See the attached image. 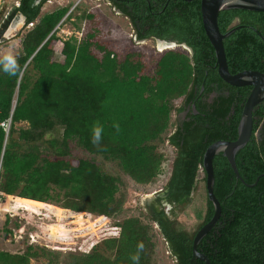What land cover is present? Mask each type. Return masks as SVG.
Wrapping results in <instances>:
<instances>
[{
  "label": "trees",
  "instance_id": "16d2710c",
  "mask_svg": "<svg viewBox=\"0 0 264 264\" xmlns=\"http://www.w3.org/2000/svg\"><path fill=\"white\" fill-rule=\"evenodd\" d=\"M48 1L20 0L17 10L33 26L22 39L18 60L24 65L35 54L22 74L0 69V191L39 209L60 189L65 191L66 211L113 218L123 208L116 197L120 177L104 171L92 158L77 156L73 146L93 158L101 155L115 161L126 175L147 184L165 174L164 153L158 148L168 141L176 149L165 185V200L173 210L154 208L149 218L158 226L174 264H205L193 256V240L212 218L213 203L207 194L205 215L194 231L178 223L176 209L195 192L200 171L206 181L203 158L208 146L237 138L241 114H230L232 95H221L213 103L202 99L220 89L217 82L229 88L230 84L218 72L201 0H108L129 19L138 41L160 39L187 46L186 52L165 50L152 71L140 51L119 55L98 43L94 34L64 40V59L55 60L59 40L55 28L70 5L42 14ZM218 25L223 33L236 28L223 40L230 71L264 72V12L225 9L219 12ZM30 68L37 74L34 80ZM187 106L190 109L175 131L166 134L172 115ZM256 115L260 121L264 109ZM22 122L28 127L17 129ZM94 126L102 127L98 144L92 139ZM235 160L241 179L222 152L214 157V193L222 213L198 250L210 264H264V139L252 137ZM151 230L137 217L99 227L80 254L68 255L66 264H134L132 256L137 254L139 264H151L155 247ZM32 250L31 246L23 253L0 250V264H31L36 255Z\"/></svg>",
  "mask_w": 264,
  "mask_h": 264
},
{
  "label": "rangeland",
  "instance_id": "374dc122",
  "mask_svg": "<svg viewBox=\"0 0 264 264\" xmlns=\"http://www.w3.org/2000/svg\"><path fill=\"white\" fill-rule=\"evenodd\" d=\"M15 1L17 0H8V4ZM69 5L70 13L55 28L59 39L54 50V59L57 61L64 59L62 53L64 40L76 37L79 41L91 34L95 35L94 39L98 43L119 55L129 50L140 51L144 55L148 71L154 69L156 60L165 50L188 51L183 45H173L171 48L161 46L160 42L154 39L138 41L129 19L108 0H49L42 7V14ZM4 12V8L1 9L0 17ZM31 27L24 28L14 38L1 41L0 57L10 51L15 59H18L21 55L22 39ZM93 50L96 54L102 55V51L97 47L94 46ZM29 72L34 80L36 72L31 68ZM17 97L18 90L15 92L14 104ZM179 119V114L172 115L166 134L169 135L176 129ZM26 127H28L26 122L16 124L17 129ZM61 133V129L58 128L56 135L60 136ZM17 136L18 133L15 134V137ZM73 151L79 157L92 158L104 171L120 177L122 182L116 197L122 202L123 208L119 215L106 218L88 212L82 216L66 211L63 207L66 201L65 191L60 189H56L57 192L52 199L42 202L39 209L32 208L30 204L20 203L21 199L17 197L3 194L0 198V250L23 253L31 246L32 251L36 253L31 258V264H66L68 255L80 254L85 249L87 240L95 235L99 227L137 217L152 227V241L155 247L151 264H174L175 260L158 226L149 218L148 202L155 196L153 194L155 191L165 186L166 174L152 183H138L126 175L115 161L107 160L101 155H95L93 158L77 144L73 146ZM158 151L164 153L163 164L165 171L168 170L169 173L176 149L165 141L159 143ZM203 177L204 173L200 171L199 182L191 200L187 205L176 209L175 217L178 223L189 231L197 229L207 209L206 182ZM66 214L71 216L66 217Z\"/></svg>",
  "mask_w": 264,
  "mask_h": 264
},
{
  "label": "water",
  "instance_id": "95a60500",
  "mask_svg": "<svg viewBox=\"0 0 264 264\" xmlns=\"http://www.w3.org/2000/svg\"><path fill=\"white\" fill-rule=\"evenodd\" d=\"M39 1L40 0H36V3H38ZM14 8H15L14 6L11 7L10 9L11 13H13ZM232 8L248 9V10L264 12V0H201V12H202L204 29L211 44L215 49L218 72L221 78L232 85H245V84L253 85L252 93L250 94L244 106V110L240 120L238 138L234 141H223V140L215 141L214 143L208 146V148L204 153L203 167L206 173V189H207L208 198L214 205V213L212 218L202 227H200L195 234L193 240V256L204 261L205 264H210V261L204 253L198 250V244L206 236V234L213 228V226L216 224L222 213V207L220 201L218 200V198L214 193V183H215V173L213 167L214 157L218 153L223 152V154L229 160L234 172L236 173V176L238 178H241L236 165L235 156L236 153L239 151V149H241L250 139L252 127H253L252 125L253 109L255 105L264 98V73L258 70H246L233 74L229 69L223 40L224 38L229 36L233 31H235L236 28H232L226 33L221 32L218 25V15L220 11L225 9H232ZM69 13L70 10L67 12L65 17ZM9 17L10 15L8 14V18ZM22 17L26 19L24 15H22ZM18 30H16L8 38H12L13 36H15L18 33ZM157 41L168 44L169 47L167 48H171L173 45L174 46L180 45L172 41H165L160 39H157ZM34 54L30 57V59L34 56ZM30 59L24 65H22L20 60L16 59L17 70H20L21 74L26 68V65L28 64ZM250 185L252 186L253 184Z\"/></svg>",
  "mask_w": 264,
  "mask_h": 264
},
{
  "label": "flooded vegetation",
  "instance_id": "af4514ba",
  "mask_svg": "<svg viewBox=\"0 0 264 264\" xmlns=\"http://www.w3.org/2000/svg\"><path fill=\"white\" fill-rule=\"evenodd\" d=\"M12 5L13 4H11V5L6 4L4 6L5 12L0 17V42L11 39L8 37L18 29H19L18 33L15 36L19 35L21 33V31L24 28H26L29 24V23L26 24V19H24L22 17L23 14L17 10V7H15L13 9V13L10 12ZM8 14L10 15L9 18H8ZM15 36H13L12 38H14ZM246 70H258V69L244 68L241 70H237L233 74H236V73H239L242 71H246ZM258 71H260V70H258ZM260 72L264 73L263 71H260ZM216 87L220 88V89L206 93L205 95L202 96V99L208 103H213L221 95H223V96H228V95L231 96L232 95L233 96V98H232L233 104L231 105L230 114H232V116H234V114H237L240 112V114H241L240 120H241L242 113L244 110V106H245L250 94L252 93L253 85H251V84H245V85H232V84H230V88H229L227 86H220L219 82H217ZM203 92L204 91L202 88L200 90V95L203 94ZM189 109H190V106H187L186 110L179 113V115H180L179 121L180 122L184 119V116H186ZM193 109H195L194 106H193ZM263 109H264V98L260 102H258L253 109V124H252L253 127H252V132H251V136H250L249 140H251L252 137L258 142H260L264 139V118H261L259 121L258 116L256 115L258 112H261ZM239 125H240V121L238 123V126ZM255 125H257V126L255 127ZM174 131L175 130H173L172 132H174ZM238 136H239V128H238L237 138H238ZM236 139H230V140L221 139V140H223V141H234ZM249 140H248V142H249ZM217 141H219V140H217ZM237 153H236V155H237ZM235 158H236V156H235ZM171 171H172V169L169 171V173H168V170L165 171V174L167 176V178L165 180V185L170 178ZM165 174H163V176ZM235 175H236V173H235ZM261 176H264V174H261ZM241 178H239V179H241ZM206 191H207V189H206ZM153 194L155 196L153 197V199H151L148 202V205L150 207V215L151 216L154 215V208L156 210L160 211L161 207L164 206L165 210L168 213H170L173 210V206H171L168 203V201L165 200L167 198V188L165 186L161 187L159 190L155 191ZM192 196H191V198H192ZM191 198L189 199V201L191 200ZM189 201L185 202L183 205H179V206L176 205V206H177V208L183 207V206L187 205L189 203Z\"/></svg>",
  "mask_w": 264,
  "mask_h": 264
},
{
  "label": "clouds",
  "instance_id": "9594fccd",
  "mask_svg": "<svg viewBox=\"0 0 264 264\" xmlns=\"http://www.w3.org/2000/svg\"><path fill=\"white\" fill-rule=\"evenodd\" d=\"M0 69H2L4 72L10 75L16 74L17 62L14 55L10 51L5 55H3L2 57H0ZM117 129H118V125H117ZM101 133H102V127L100 126L93 127V135H92L93 143H97V144L99 143L101 139ZM142 247H143L142 244L138 245V249H142ZM139 259L140 257L138 254L132 256V260L134 264H139Z\"/></svg>",
  "mask_w": 264,
  "mask_h": 264
},
{
  "label": "built area",
  "instance_id": "2783aa9c",
  "mask_svg": "<svg viewBox=\"0 0 264 264\" xmlns=\"http://www.w3.org/2000/svg\"><path fill=\"white\" fill-rule=\"evenodd\" d=\"M6 4H8V0H0V11H1V9H3L4 8V6L6 5ZM11 4H13L12 5V7L14 6V7H18L19 5H20V0H17V1H15V2H13V3H9L8 5H11ZM31 26H33V23H29L28 24V27H31ZM16 104V103H15ZM14 104V105H15ZM8 125H9V123H8ZM8 125H5V127H6V131L8 132L9 130H8ZM163 176V175H162ZM161 176V177H162ZM3 195V193L0 191V198H1V196Z\"/></svg>",
  "mask_w": 264,
  "mask_h": 264
},
{
  "label": "bare ground",
  "instance_id": "6f19581e",
  "mask_svg": "<svg viewBox=\"0 0 264 264\" xmlns=\"http://www.w3.org/2000/svg\"><path fill=\"white\" fill-rule=\"evenodd\" d=\"M160 44H161V46H162V45H163V46H166V47L168 46V44H165V43H161V42H160Z\"/></svg>",
  "mask_w": 264,
  "mask_h": 264
}]
</instances>
